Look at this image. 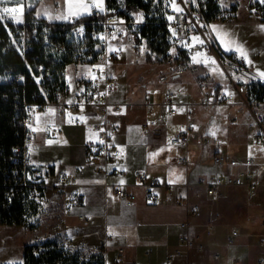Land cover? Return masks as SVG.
<instances>
[{"label": "crops", "instance_id": "0c3cea01", "mask_svg": "<svg viewBox=\"0 0 264 264\" xmlns=\"http://www.w3.org/2000/svg\"><path fill=\"white\" fill-rule=\"evenodd\" d=\"M94 2L95 0H19L16 3L13 0V7L22 8V12L16 14L18 22L11 18L7 20L21 24L25 20L26 11L35 8L38 18L63 23L67 19L55 17L67 15L70 6L73 13L82 12V4ZM4 3L9 7V1L5 0ZM103 5L105 9L107 0H103ZM239 12L240 9L235 12L237 17ZM87 15L89 14L79 16ZM211 36L221 50L233 52L226 51L221 42L212 34ZM203 40L210 41L206 38ZM129 48L137 53L127 73V82L132 87L125 92H119L117 88L110 95L113 96L110 100L121 104L123 111L108 116L110 121L117 122L120 126L115 142L121 154L107 163V174L100 171L104 167L102 162H89L87 157V142L95 138L92 125L105 119L95 105L89 103L76 111L63 110L69 101L73 102V93L59 103L50 104L38 115V122L36 119V135L32 146L35 163L54 166L58 173L69 170L74 175L73 182L63 185L54 176L49 179V186H64L68 189L69 197L75 193L84 197L80 206L70 207L71 212L67 216L71 232L69 240L73 239L71 245L83 250H90L95 245L105 246L109 262H113L114 257L119 255L124 264H166L168 255H173L172 264H255L264 255V245L261 244L264 237V176H257L259 186L254 194H250L246 186H227L218 197L207 194L206 187L199 183V178L234 171L235 168L227 163L214 165L213 158L218 152L229 157L253 156L259 162L264 161V144L255 138L259 125L254 112L245 102L248 92H239L235 102L226 104L225 110L237 111L240 118H232L227 126L208 120V109L213 105L203 103L205 94L233 92L242 84L249 86L253 81L264 82V79L256 77L247 67L243 73L225 68L219 57L208 50L196 56L201 70L195 75L172 74L165 61L148 62L145 51L147 46L140 51ZM110 60L111 58L102 56L94 62L85 63L88 65L87 69L69 80L66 69L73 64L71 63L65 69V79L72 83L84 81L91 77L89 70L94 75L107 72L116 76L108 70ZM206 60H214L215 63H205ZM98 63L103 64L104 68L97 67ZM77 64L84 65L79 62ZM150 65H158L163 70L158 82L167 85L165 94L173 93L172 101L177 114L168 113L165 94L164 100L158 103L149 100L150 95L139 90L140 86L144 88L145 82L151 80ZM212 68L217 71L213 72ZM161 76H165V79L161 80ZM197 78L205 79V88L198 86ZM191 85L198 87L200 95L193 94ZM118 93L123 96L118 98ZM246 107L254 119L250 140L246 125L243 124L245 115L249 114H244ZM186 111L191 112L192 126L188 132V142L172 143V137L187 126ZM52 126H58L59 133L53 134ZM213 133L221 134L222 139H218ZM206 136L217 138L219 146L204 145L202 141ZM51 138H56L57 142ZM180 156H186L189 164L179 162ZM61 157L65 158V162H59ZM137 170L147 171L159 179L160 183L154 187L159 197L158 204L149 201L147 187L135 176ZM116 187H125L133 192L136 195L134 204L127 205L125 199L118 198L115 194ZM182 198H186L187 203L182 202ZM194 205H198L197 211L193 210ZM184 223L186 226L182 225ZM210 226L211 233L208 232ZM0 227L4 229L9 226L0 223ZM232 227H238L241 231L235 244L227 241ZM3 229V233L8 232ZM182 234L202 243L204 249L176 255V249L181 246L179 236ZM120 249L123 251L120 252ZM216 253L220 254L218 260L214 258Z\"/></svg>", "mask_w": 264, "mask_h": 264}, {"label": "built area", "instance_id": "2783aa9c", "mask_svg": "<svg viewBox=\"0 0 264 264\" xmlns=\"http://www.w3.org/2000/svg\"><path fill=\"white\" fill-rule=\"evenodd\" d=\"M141 1L147 8L142 6L135 11L127 6L126 0H112V5L108 6L107 4L103 12L94 8L85 17L72 16L63 22L65 25L63 31L64 40L52 41L50 39L51 32L47 24L38 20L35 23L38 25L44 24L41 30L42 34H44V41L53 52H61L65 48L66 43H71L76 47L75 58L78 62L85 63L95 56L98 58L103 56L116 60L128 46L135 51L142 50L147 45V39L143 35L142 29L151 20H154L157 25L164 26V39L169 45L165 63L170 68L172 74H199L201 68L199 62L196 60V56L197 53L206 50L215 53L223 62L225 68H232L237 73L246 71V59L241 58L239 53L234 51L225 52L211 41H206L201 45L192 39L200 33L198 22L190 10V1L193 0H187V3L185 0ZM173 2L183 9V11L177 12L172 7ZM193 5L197 6L200 10L199 0H195ZM253 13L257 18L263 20V4L254 7ZM137 17L141 18L137 19ZM168 17H172V19L169 20ZM23 24L26 25V20H24ZM7 40L8 46L5 50L17 51L24 58L25 64L28 65L26 54L28 50L32 49V45L30 44V36L26 33L25 27L18 37L10 34ZM110 49H114L115 51H110ZM193 57H195V60ZM94 76L95 79L90 77L84 81H76L75 83L65 79L58 84L49 85L53 79L52 73L49 72L44 64L36 66L34 79L40 87L44 102L37 101V96L33 98L34 101H29L27 98L23 99L24 139L22 145L15 150L12 157L13 162L21 165V174L17 176V179L21 184L27 183L30 186V197L32 199L38 200L40 198V188L49 187V179L54 176L58 177L60 185L74 181V175L71 171L64 170L58 173L54 166L36 165L34 160L32 146L36 135V119L50 104L59 103L63 98L74 93L73 102L63 107V110L76 111L81 106L91 103L105 117L104 121L92 125L95 138L89 140L86 145L89 162H102L104 164V167H101L100 171L107 174V163L114 161L121 154V150L115 142V136L120 126L117 122L110 121L108 118L109 115L120 114L123 111L121 104L110 100V95L117 89L118 78L107 72H98ZM0 79L12 80L14 89H18L16 84L24 82L26 78L25 75L14 76L13 67H8L0 75ZM163 79H165V76H161V80ZM197 84L203 89L206 86V81L203 78H197ZM248 91L249 86L242 84L240 87H236L233 92L208 93L205 94L203 103L207 106L231 104L236 101L239 92ZM102 93H105V95H102ZM165 97L168 104V113L172 115L177 114V108L172 101L173 93L167 92ZM245 102L254 112L259 125V131L255 138L258 142L264 144V97L250 100L247 95ZM185 118L187 121L186 128L180 130L172 137V143L188 142V132L192 127L190 123V111H186ZM51 132L53 134L59 133L58 126H52ZM202 142L206 146H219V140L211 136H206ZM178 160L182 164H189L186 156H180ZM213 163L216 166L227 163L235 169L230 173L204 175L199 178V183L206 187L207 194L211 196H220L222 189L227 186H246L249 193L254 194L259 186L257 176L259 174L264 176V161L259 162L253 156L237 158L218 152L214 155ZM135 176L141 184L147 187L149 201L152 204H158L159 197L154 187L160 183L159 179L144 170L135 171ZM115 194L118 198L125 199L127 205H133L136 199V195L125 187H116ZM83 201L84 197L80 193H75L68 198L70 207H78ZM181 201L187 203L186 198H182ZM198 208V205L193 206L194 211H197ZM80 218L83 219L84 216H80ZM182 225L186 226L185 223ZM262 226L264 228V215ZM211 231L212 227L210 226L208 232L211 233ZM240 234L241 231L238 227H232L227 236L228 243L235 244ZM69 243H73L72 238L69 240ZM179 243L181 246L176 249V255L189 253L192 250L199 251L204 249L202 243L189 238L185 234L179 236ZM261 244L264 245V237L261 239ZM90 250L101 254L104 264H124L119 255L114 257L113 262H109L105 246L95 245ZM122 251L120 249V252ZM172 256L168 255L166 264H172ZM219 257V253L214 255L216 260ZM181 264L191 263L185 262ZM255 264H264V255Z\"/></svg>", "mask_w": 264, "mask_h": 264}, {"label": "trees", "instance_id": "16d2710c", "mask_svg": "<svg viewBox=\"0 0 264 264\" xmlns=\"http://www.w3.org/2000/svg\"><path fill=\"white\" fill-rule=\"evenodd\" d=\"M107 4L111 6L112 0H107ZM126 4L135 11L142 6L147 8L141 0H126ZM199 5L200 12L207 22L217 19L220 13L219 0H199ZM35 12V8L26 11V25L0 19V75L6 68L13 67L14 76L25 75L26 78L24 82L16 84L18 89H14L12 80L0 79V223L4 225L26 224L28 215L36 211L37 201L48 188H40V198L32 199L30 186L27 183L21 184L17 179L21 174V165L12 161L15 150L22 145L24 139L23 99L34 101L33 98L37 96V101L44 102L40 87L34 79L36 66L44 64L52 73L53 79L49 84L51 85L63 82L67 65L78 62L75 58L76 47L71 43H66L61 52H53L44 41L42 25L47 24L51 32L50 39L57 41L64 40V23L38 18ZM37 20L44 24H36ZM24 27L32 45V49L26 54L28 65L17 51L5 50L9 35L18 37ZM142 33L147 39L150 51L147 58L151 61L164 62L169 49L164 39V26L157 25L151 20L143 27ZM97 59L95 56L89 62ZM248 96L250 100L263 98L264 82L260 80L251 82ZM22 264H104V262L103 256L99 253L64 244L55 238L40 244H27L24 247Z\"/></svg>", "mask_w": 264, "mask_h": 264}, {"label": "rangeland", "instance_id": "374dc122", "mask_svg": "<svg viewBox=\"0 0 264 264\" xmlns=\"http://www.w3.org/2000/svg\"><path fill=\"white\" fill-rule=\"evenodd\" d=\"M4 1L5 0H0V13H2L3 8L6 7ZM6 1H9V8L14 6L12 3L13 0ZM193 4L194 2L190 1V10L196 18L200 28V33L196 37L202 40L203 38L209 39L208 37L212 34L213 37L216 38L217 32H219V39H217L219 42L221 40H224L226 43L235 41L237 45H242L247 52L246 67L250 72H253L256 77L264 79V76L261 75V73H264V21L257 18L253 13L254 7L263 3L260 2V0H219L220 13L217 19L210 23L204 19L200 10ZM238 9H240V12L237 17V13L235 12ZM234 17L237 18L233 20ZM4 20H7V18ZM202 25H209V27H202ZM211 26H215L217 32L211 31ZM210 41L213 42L212 39ZM229 46L235 47V45ZM145 51L147 53L146 60L151 63H156L157 61H151L147 58L148 54H150L148 46ZM136 54L137 53L132 51L129 47H126L118 60L111 59L109 61V72L114 73L119 79L117 87L119 92H125L129 87H132L127 82V73ZM249 61H251V64L248 63ZM72 63L73 64L66 69L69 80L76 78L75 76L87 69L86 67L88 66L87 64L85 65V63L88 62H85L83 66L78 65V62ZM101 66L104 68L103 64H97V67ZM149 69H152L151 80L145 82L146 85L144 88L140 86L139 90L145 91V94H148V96L150 95L149 100L161 103L164 100V94L167 89L166 84L158 82V77L163 70H161L158 65H150ZM221 72L225 75V78L228 79V76L222 69ZM92 74L94 73H89V76L91 75L92 77ZM190 90L193 91V94L200 95L196 85H191ZM117 95L118 98L119 96H123L122 93H118ZM110 99H113V96H111ZM226 106L227 105H213L209 107L207 113L209 115L208 120L221 122L227 126L230 124L232 118H239L237 111H227L225 110ZM249 111L250 110L246 107L244 109V114L249 113ZM253 120L251 113L245 115L243 120V124L246 125L249 140L251 128L254 126V124H252ZM214 136L218 139H222L221 134L216 133ZM51 140H54L55 143L57 142L56 138H51ZM59 162H65V158L63 157L62 159L61 157ZM68 194V189L64 186H49L42 197L37 201L38 206L36 211L28 215V222L26 224L8 225L9 227H5L4 229L0 227V262L22 263L24 245L26 246L27 244H40L48 239L56 238L64 242V244L71 245L69 243L71 232L67 224V216H69L71 212L68 204ZM2 229L8 232L3 233Z\"/></svg>", "mask_w": 264, "mask_h": 264}, {"label": "snow or ice", "instance_id": "6c2138e0", "mask_svg": "<svg viewBox=\"0 0 264 264\" xmlns=\"http://www.w3.org/2000/svg\"><path fill=\"white\" fill-rule=\"evenodd\" d=\"M14 2L19 3V0H14ZM185 2L187 3V0H185ZM193 2H195V0H193ZM260 2L264 3V0H260ZM31 7V6H30ZM83 11L82 12H75L73 13L71 11V6H70V10L68 12L67 15H60L58 17H55L56 19H70L73 15L79 16V15H83V14H89L90 13V9L95 7L97 8L100 12L104 11V5H103V0H95V2L93 4H82L81 5ZM172 7L177 11V12H181L183 11V9H181L178 5H176L174 2L172 3ZM22 12V8H17V7H5L2 10V13H0V19H5V18H11L14 21L18 22L16 20V14ZM6 14V15H5ZM141 17H137V19H140ZM169 20L172 19V17H168ZM202 27H209L207 25H202ZM211 31L213 32H217V29L215 26H211ZM175 34V33H174ZM210 40L213 39L211 36L208 37ZM217 39H219V32H217ZM101 39H103V37H101ZM196 43H199L201 45L204 44V40L198 38V37H193L192 38ZM222 45H224L225 50L226 51H234L239 53L240 57L243 59L247 58V52L246 50L243 48L242 45H237L235 41H229V42H225L224 40L220 41ZM229 45H235V47H230ZM187 46V45H185ZM110 51H115L114 49H110ZM201 55V53H197V56ZM193 59L195 60V57H193ZM211 63L214 64L215 61H208L206 60L205 63ZM249 64H251V61L248 62ZM102 70V69H101ZM213 72H216L217 69L216 68H212ZM89 73L91 74V70H89ZM262 76H264V73H261ZM92 78L95 79L94 74H92ZM102 95H105V93H102ZM68 103H72V101H69ZM82 107V106H81ZM49 111H53L52 109H49ZM39 116H37V122L39 121ZM29 127H31V125H29ZM35 130V129H34ZM214 134V133H213ZM171 182V181H170Z\"/></svg>", "mask_w": 264, "mask_h": 264}]
</instances>
